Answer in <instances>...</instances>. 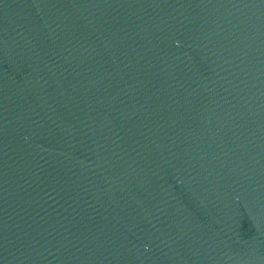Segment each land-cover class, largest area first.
<instances>
[{
  "label": "water",
  "instance_id": "95a60500",
  "mask_svg": "<svg viewBox=\"0 0 264 264\" xmlns=\"http://www.w3.org/2000/svg\"><path fill=\"white\" fill-rule=\"evenodd\" d=\"M0 264H264V53L230 0H0Z\"/></svg>",
  "mask_w": 264,
  "mask_h": 264
}]
</instances>
